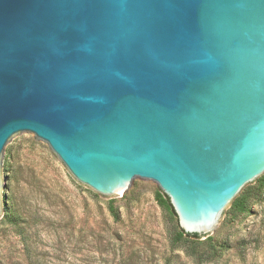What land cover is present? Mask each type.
Masks as SVG:
<instances>
[{"label":"water","instance_id":"95a60500","mask_svg":"<svg viewBox=\"0 0 264 264\" xmlns=\"http://www.w3.org/2000/svg\"><path fill=\"white\" fill-rule=\"evenodd\" d=\"M30 136L113 200L141 181L186 233L264 174V0H0L4 163Z\"/></svg>","mask_w":264,"mask_h":264},{"label":"rangeland","instance_id":"374dc122","mask_svg":"<svg viewBox=\"0 0 264 264\" xmlns=\"http://www.w3.org/2000/svg\"><path fill=\"white\" fill-rule=\"evenodd\" d=\"M11 152L5 179L6 189L15 181L14 211L9 212L16 218L15 223L5 220L4 194L0 264H120L126 256L132 264H264L259 181L251 186L245 211L230 209L216 231L201 236L199 249L208 255L198 259L172 247L178 217L157 200L156 183L141 181L136 191L111 200L78 181L30 136L15 141Z\"/></svg>","mask_w":264,"mask_h":264},{"label":"trees","instance_id":"16d2710c","mask_svg":"<svg viewBox=\"0 0 264 264\" xmlns=\"http://www.w3.org/2000/svg\"><path fill=\"white\" fill-rule=\"evenodd\" d=\"M9 154H11V147L8 149ZM5 171L9 172L10 171V164L8 159L5 162ZM8 176V175H7ZM257 180L259 181V183L264 186V174L261 175L260 177L257 178ZM252 192V187L249 185H246L242 191L240 192V194L233 200L232 204H231V210H243L245 211L247 208V198L251 195ZM259 194V192H257ZM163 192L160 190V192H157V200L159 201V203L165 207L168 211H171L170 209L172 208L173 212L175 213L169 197L163 196ZM110 212L111 214L117 218V212L114 209V206L111 204L110 205ZM15 214L10 213L8 210H5V220L10 221L12 223H15ZM201 235L197 234V233H186L183 229L179 228L178 230H176L174 232V234L171 236L170 239V243L172 245L173 248L175 249H182L185 251L186 254L191 255V256H195L198 259H207V255L205 252H201L199 249V245H200V239ZM210 241V240H209ZM133 263V259L131 256H126L123 257L120 260V264H132Z\"/></svg>","mask_w":264,"mask_h":264}]
</instances>
